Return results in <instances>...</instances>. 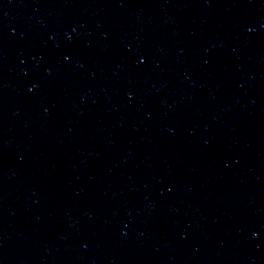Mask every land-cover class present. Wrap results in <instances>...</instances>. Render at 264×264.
I'll return each mask as SVG.
<instances>
[{
    "label": "water",
    "instance_id": "95a60500",
    "mask_svg": "<svg viewBox=\"0 0 264 264\" xmlns=\"http://www.w3.org/2000/svg\"><path fill=\"white\" fill-rule=\"evenodd\" d=\"M0 264H264V0H0Z\"/></svg>",
    "mask_w": 264,
    "mask_h": 264
}]
</instances>
